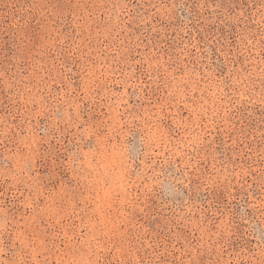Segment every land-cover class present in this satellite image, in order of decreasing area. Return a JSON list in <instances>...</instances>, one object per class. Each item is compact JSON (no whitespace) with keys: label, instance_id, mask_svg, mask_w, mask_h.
Wrapping results in <instances>:
<instances>
[{"label":"rangeland","instance_id":"374dc122","mask_svg":"<svg viewBox=\"0 0 264 264\" xmlns=\"http://www.w3.org/2000/svg\"><path fill=\"white\" fill-rule=\"evenodd\" d=\"M232 5L233 0H0V207L9 210L11 221L0 233V264L264 262V216L248 195L264 173V59L260 26L248 23L260 14L249 0L237 24L240 9ZM185 73L208 79L184 89ZM229 73L247 77L246 85L234 87ZM237 91L245 92L239 103ZM77 97L90 105L97 123L112 118L117 129L121 113H154L172 128L171 143L148 148L147 156L133 162L121 137L99 155L76 158L78 150L68 143L75 125L68 121L67 134L51 131L56 118L45 121L36 109L43 102L61 115L74 114ZM193 107L204 113L207 132L193 129ZM65 126L61 120L59 128ZM196 134L213 144L216 160L209 154L206 166L203 152L195 155L186 147ZM25 137L37 141V157L57 150L71 157L64 164L71 184L51 197L50 186L44 191L56 215L43 219L35 207L24 206L37 199L33 185L44 182L43 161L23 177L15 174L17 144ZM66 144L72 152L64 150ZM227 225L229 235L218 243ZM18 234L23 243L15 240Z\"/></svg>","mask_w":264,"mask_h":264},{"label":"snow or ice","instance_id":"6c2138e0","mask_svg":"<svg viewBox=\"0 0 264 264\" xmlns=\"http://www.w3.org/2000/svg\"><path fill=\"white\" fill-rule=\"evenodd\" d=\"M233 8H239L240 11L235 13L237 18V24H239L242 20L245 19L244 16V8L249 7V0H233ZM155 7V5H153ZM251 7L256 10L260 14V19L257 21H253L249 18L248 23H255L260 26L259 39L257 43H259L262 48L259 55L264 59V0H251ZM245 31H248V28H245ZM255 39V37H253ZM246 42L251 44L253 41L251 39H247ZM140 63V62H137ZM149 68L152 67V64L148 65ZM144 71L145 75H148V78L151 79V73L146 70ZM68 71H71L69 69ZM247 71V69H244ZM264 71V69H262ZM223 75V69H221V76ZM187 79H182L180 84L183 85L184 89H187L190 83H194L195 85H199L202 80H207L206 75H201L200 79L197 80L196 74L185 73ZM219 78V77H218ZM229 78L233 79L234 87L235 86H245L247 77L242 75H237L235 77L229 73ZM173 79H175L173 77ZM71 83V81H70ZM261 84L264 85V79L261 80ZM179 90V86H178ZM196 89L193 88V91ZM73 94H75L76 90L73 89ZM81 91H85L84 88H81ZM238 100L237 103L243 101L245 99V92L237 91ZM77 104L75 106L74 114L66 113L64 115L60 114L59 108H45L44 103L42 102L38 108L36 109L38 116H41L45 121H48L50 118L55 117L57 120L56 126L51 131H60L62 134H67L69 129L72 127V124L75 125V131L72 133V139L68 141L69 144L74 145L75 149L78 151L73 152V155L76 158H82V156H87L89 154L99 155L102 147L106 145H111L113 139L119 140L121 137L124 138V150L127 152L128 159L135 162L141 156H147L148 148H152L154 151L159 147L165 144V141L171 143V137L173 135V130L171 127H165L163 124L162 118H154L155 114L152 116H148L147 114H143L138 111H131L127 113V118L124 113L120 114L121 123L117 128H113L111 126V119L103 120L97 123L90 113V105L87 104L83 97H77ZM35 103V101H33ZM261 103H264V96H262ZM149 104H151V100H149ZM83 106V107H81ZM189 120L192 121L193 129L195 128H204L207 132V128H205L204 123L202 122V118L204 113L197 112L195 107L189 110ZM61 120L65 121V127L63 129L59 128V122ZM68 121H71L72 124H69ZM201 121V122H198ZM261 122L264 123V113L261 114ZM108 124V127H105V124ZM45 135L50 133V129H43ZM114 133V135L110 134ZM210 134V133H209ZM264 136V133H262ZM37 141L31 140L28 138H22V140L17 144V148L19 151L20 159L17 161L18 172L15 173L21 177L27 175L32 168L43 161V167L45 169V178L44 182L39 180L33 185L35 188V194L37 196L36 200H33L31 204L25 203L26 208L35 207L36 211L41 214V218L43 219L44 215L52 216L56 215L54 208L49 205L48 198L44 196V191L51 188L48 195L51 197L52 191L57 193L65 192L66 185L71 184V178L68 176V170L64 167V164L71 159V157H61L59 155V151L57 150V154L52 155L49 152H45L42 157H37L35 155L36 149L34 147ZM186 147L191 149V151L195 155H199L201 152L204 153L202 156V162L206 166L208 163V155L212 154L213 162L216 160L215 155L213 154V144L210 141H207L206 137H201L196 134L190 136L188 140L185 142ZM27 148L29 151L25 153L23 149ZM65 151L72 152L73 150L65 145ZM193 156H189V163L192 162ZM212 167L215 168V163L212 164ZM195 171H200L199 166L193 165ZM243 172V169H242ZM209 177H211L212 173H208ZM244 175H247V172H244ZM255 175V173H253ZM201 177H197L199 181ZM32 182V178L29 177V183ZM246 183V181H245ZM27 188L28 186L25 185ZM3 193L0 192V196ZM248 195L256 198L257 203L252 204L251 206L254 209H258L262 216H264V173L260 176V181L258 187L254 185H249V193ZM63 199V197H61ZM41 205L43 207H41ZM219 211V209L217 210ZM9 215V210L0 207V217H3V222L0 223V233H3L8 229V226L11 224V221L7 220V216ZM47 227V225H45ZM230 225L225 227V230L220 233V238L218 243L224 241L229 235L228 228ZM38 231V228H37ZM260 239L264 241V229H262L260 234ZM16 241L21 243L24 242V237L21 235H17L15 237ZM35 240V235L29 236L28 241L33 242ZM4 241L0 240V244H3ZM16 264V262H13ZM160 264H167V261L161 260ZM190 264H196V261L193 260ZM264 264V262H262Z\"/></svg>","mask_w":264,"mask_h":264}]
</instances>
